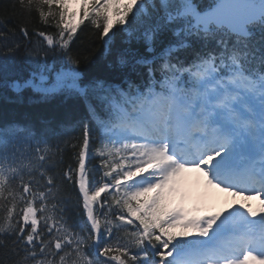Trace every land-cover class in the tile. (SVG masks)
<instances>
[{"label":"snow or ice","instance_id":"snow-or-ice-1","mask_svg":"<svg viewBox=\"0 0 264 264\" xmlns=\"http://www.w3.org/2000/svg\"><path fill=\"white\" fill-rule=\"evenodd\" d=\"M17 2L55 31L0 22V72L7 81L9 57L21 51L35 58L27 78L6 86L71 101L62 122L79 135L62 143L76 139L79 151L75 168L55 174L60 141L0 129V248L23 254L13 264H264V0ZM85 21L106 48L114 28L126 37L120 83L81 85V54L70 44ZM92 160L99 179L89 176ZM189 173L257 198L259 211L241 204L196 215L174 203ZM65 184L78 189L74 205L61 195ZM73 208L80 220L70 223Z\"/></svg>","mask_w":264,"mask_h":264},{"label":"trees","instance_id":"trees-1","mask_svg":"<svg viewBox=\"0 0 264 264\" xmlns=\"http://www.w3.org/2000/svg\"><path fill=\"white\" fill-rule=\"evenodd\" d=\"M205 2V0H198ZM197 2V0H195ZM16 5L13 8V5ZM198 4V3H197ZM77 11L78 9H74ZM7 21V26L12 28L16 23L23 21L28 24L29 31L38 28L46 32H54L55 29L42 25L38 22V18L35 12L31 16L23 13L19 10L17 0H0V22ZM116 32L112 43L108 46V53L103 52V41L99 37V30L94 28L89 21H85L80 26L77 34L73 37V41L70 47L73 53H80V63L78 70L81 74V85L88 84L93 79H101L107 82H116V80L122 75L123 69L117 62L119 54L128 46L125 43L126 37L124 34L117 32V29L112 30ZM111 35V33H110ZM37 38L33 37L35 41ZM42 39V38H40ZM48 62L63 63L58 57L49 56ZM7 81L4 83L0 76V124L8 122L10 120H16L26 123L36 129V132L42 133L51 143L54 137H61V147H63L62 161L60 156L57 157L58 166L53 170L55 174H60L64 169L71 164L74 168L77 165L76 154L79 151V147L73 148L71 144L78 145L76 139H72L71 143L64 145L62 142L69 140L70 137L78 136L76 133L68 132L69 126L62 121L65 119L72 102L66 101L64 97L56 96L51 100L45 102L37 99L36 103L17 102L12 100L14 96L25 94L28 90L17 94L12 91L10 87H7ZM38 98L33 94V100ZM83 106H79V112L83 113ZM47 125V126H46ZM91 178V173H89ZM77 189H74L71 184H65L61 195L69 199L70 204H75V197ZM69 222H77L80 220L78 212L73 208L69 213ZM10 247V242H9ZM15 256L8 249L0 248V262L7 259V264H13V261L22 257Z\"/></svg>","mask_w":264,"mask_h":264},{"label":"bare ground","instance_id":"bare-ground-1","mask_svg":"<svg viewBox=\"0 0 264 264\" xmlns=\"http://www.w3.org/2000/svg\"><path fill=\"white\" fill-rule=\"evenodd\" d=\"M185 196L196 199H205L209 203V207L214 213H220L221 209L227 206L230 211L231 207H238L241 204H246L251 209L254 208V202L251 201L252 198L245 200L242 196H228L220 193L216 196L214 190L208 187L203 177L199 176L197 173L187 174V180L184 185ZM231 206V207H230ZM258 211V209H257Z\"/></svg>","mask_w":264,"mask_h":264},{"label":"rangeland","instance_id":"rangeland-1","mask_svg":"<svg viewBox=\"0 0 264 264\" xmlns=\"http://www.w3.org/2000/svg\"><path fill=\"white\" fill-rule=\"evenodd\" d=\"M71 8H77V4L76 3H73L71 5ZM3 45V42H0V46ZM1 51V50H0ZM5 52H2V54H4ZM18 60H21V56H18ZM174 203L178 204L177 200H176V197H175V200H174Z\"/></svg>","mask_w":264,"mask_h":264}]
</instances>
